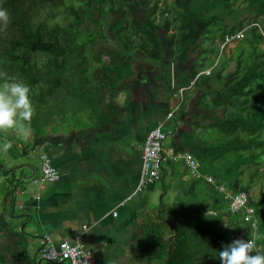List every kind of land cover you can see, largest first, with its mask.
<instances>
[{
	"label": "trees",
	"instance_id": "16d2710c",
	"mask_svg": "<svg viewBox=\"0 0 264 264\" xmlns=\"http://www.w3.org/2000/svg\"><path fill=\"white\" fill-rule=\"evenodd\" d=\"M0 7L9 13L0 35L12 27L20 34L0 55V79L16 76L31 85L35 137L68 112L103 116L121 84L143 72L158 73L171 97L195 81L167 118L177 134L176 151H188L216 185L194 180L204 193L194 204L205 206L203 213L197 208L200 221L180 204L162 214L149 235L164 253L162 264H221L218 251L240 237L254 238L264 251V0H0ZM239 31L244 38L221 51L226 61L209 66L204 43L220 48ZM212 129L222 141L209 142ZM227 154L243 162L227 169ZM225 181L230 192L247 194L255 234L245 211L232 214L216 188ZM255 184L261 187L257 196L250 193Z\"/></svg>",
	"mask_w": 264,
	"mask_h": 264
},
{
	"label": "crops",
	"instance_id": "0c3cea01",
	"mask_svg": "<svg viewBox=\"0 0 264 264\" xmlns=\"http://www.w3.org/2000/svg\"><path fill=\"white\" fill-rule=\"evenodd\" d=\"M150 72L124 81L113 108L99 118L68 112L57 116L40 137L31 132L29 138L17 140L7 133L8 140L15 137L8 157L14 161L6 158V168L0 166V264H68L42 260L38 250L42 241L75 243L77 238L95 264H162L164 253L149 235L168 210L164 199L173 192L195 201L204 193L193 184L187 167L171 159V152L180 147L167 115L179 111L181 97L177 92L171 97L161 76ZM159 126L169 132L161 179L133 196L143 169L145 139ZM36 151L47 154L60 173L59 180L43 190L32 182L41 174L40 162L38 166L33 161ZM176 183L181 187H174ZM158 184L160 197L155 194ZM180 205L199 208L200 213L205 209ZM194 216L201 220L196 212Z\"/></svg>",
	"mask_w": 264,
	"mask_h": 264
},
{
	"label": "built area",
	"instance_id": "2783aa9c",
	"mask_svg": "<svg viewBox=\"0 0 264 264\" xmlns=\"http://www.w3.org/2000/svg\"><path fill=\"white\" fill-rule=\"evenodd\" d=\"M244 35L245 34L243 31H239L238 33L233 35H227L223 43L220 45V50L223 51L226 47L233 46V43L235 41L243 39ZM210 72L211 69L209 68L202 72V74H210ZM194 82L195 81L191 82L189 87H183L182 89H180L178 95L183 97V92L193 87ZM175 84V78L172 76L171 85L173 88L175 87ZM171 115L172 113L168 114L169 117ZM168 137L169 132L165 131L162 126L152 129L147 134L143 146V169L133 196H137L138 194L142 193L148 185L156 183L160 180L162 165L165 160L164 145ZM171 159H182L188 169L189 175L192 178L203 179L210 185H216L213 176L200 172L198 168V162L188 151H172ZM40 160L41 176L40 178L33 179L32 182L35 185H38L40 190H43L46 184L58 181L60 178V173L52 165L51 159L47 154L43 153L40 156ZM216 188L224 193L229 210L232 214H237L240 211H245V220H252V227L253 229H255L253 230V234H255V231L257 230V220L254 217L253 208L248 206L247 194L242 191L232 193L227 190L225 185L216 186ZM34 198L39 199V194H36ZM250 239L254 240V238ZM38 254L42 260H45L47 262H67L68 264H95L91 253L85 248V246L80 242L78 238L76 239L75 243H71L67 240L62 241L59 244L47 243L45 241H42L41 246L38 250Z\"/></svg>",
	"mask_w": 264,
	"mask_h": 264
},
{
	"label": "clouds",
	"instance_id": "9594fccd",
	"mask_svg": "<svg viewBox=\"0 0 264 264\" xmlns=\"http://www.w3.org/2000/svg\"><path fill=\"white\" fill-rule=\"evenodd\" d=\"M8 19L7 9L0 7V22ZM35 111L29 83L16 76L0 79V132L11 130L23 139L29 138ZM11 147L12 141L8 140L0 144V151ZM218 258L221 264H264V251L253 239L235 238L218 251Z\"/></svg>",
	"mask_w": 264,
	"mask_h": 264
},
{
	"label": "rangeland",
	"instance_id": "374dc122",
	"mask_svg": "<svg viewBox=\"0 0 264 264\" xmlns=\"http://www.w3.org/2000/svg\"><path fill=\"white\" fill-rule=\"evenodd\" d=\"M168 1L171 2L172 0H168ZM19 36H20L19 30L16 27H12V28L8 29L5 33H3L2 35H0V55H1L2 51L7 47L9 41L19 39ZM218 44L219 43H214V44L210 45L208 42H205L204 43L205 48L206 49H209V51H207L206 53H207V55L210 56V58L212 60L211 61V64L209 66H211V65L219 62V60H220V63H222V62L226 61V59H227L226 54L225 53H221L220 48L217 47ZM103 45H108V43H103ZM262 47H264V46H262ZM260 49H261V46H260ZM93 50L96 51L97 48L96 49H93ZM194 55H196V54H194ZM0 58H1V56H0ZM193 61L194 60L192 59V62ZM213 61H214V63H213ZM144 64H146V65L147 64L152 65L153 62H151V63L145 62ZM233 66H234V64L232 65V68L230 70H228V71H232L233 70ZM11 132H12V135L17 136V140L23 139V138L19 137L15 132H13V131L10 130L9 133L11 134ZM8 138H9V140H15V137H12V136H9ZM223 138H224V136L220 132H218L217 130H215V129L210 130L209 142H211V143H218V142L222 141ZM6 141H8V139H7V133H2V136H0V144L4 143ZM34 154H35V156H33V158H34L33 161H34L35 165H38L39 166V162H41V160H40L41 154L39 153V151H36ZM12 155L13 154L9 150H7L6 152L0 151V166L1 167L4 166L6 168V161H7L6 158L12 157ZM230 155L227 154V156L224 159V164H225V167H227V169H230V167L232 165H234V163H236V162H239V163L243 162L242 160L232 159ZM227 157L229 159L231 158V160L228 163H225V161L227 160L226 159ZM8 160L10 161V163L14 161L12 158H8ZM260 161H261L260 163L262 165V168L261 169L263 170L264 169V157H261L260 158ZM173 163L176 164V165H178V166H182V167H185L186 168L185 163L183 162L182 159L173 160ZM40 165H41V163H40ZM3 170L4 169H1V173L4 172ZM186 170H187V168H186ZM181 172H183V169H182ZM40 176H41V174H40ZM40 176L38 178H40ZM246 177L248 178V175H246ZM246 177L245 176L242 177V182L243 181L245 182L247 180ZM258 178H260L261 180H263V177L262 176L261 177H258ZM207 184H209V183H207ZM224 185H225V187L227 188L228 191H231L232 190L231 186L229 185V183L227 181L224 182ZM36 186H37L36 188L39 189L38 185H36ZM174 187L180 188L181 185L178 184V183H176V184H174ZM260 188L261 187L259 185L255 184L252 187V189L250 190V193H252L255 196H257ZM159 189H162V185L161 184H158L157 190H155V194L160 197V196H162L161 195L162 192H160ZM175 194L176 193L169 192L168 193V196L164 199V203L165 204H168V210H171V212L173 210H177L176 207L180 203H183V204L189 203L191 205H194L195 204V201H194L193 196H190L188 194L187 195L186 194L185 195H183V194H181V195H175ZM195 212H196V210L194 208L190 210V213L192 215H194ZM240 238H242V237H240Z\"/></svg>",
	"mask_w": 264,
	"mask_h": 264
},
{
	"label": "bare ground",
	"instance_id": "6f19581e",
	"mask_svg": "<svg viewBox=\"0 0 264 264\" xmlns=\"http://www.w3.org/2000/svg\"><path fill=\"white\" fill-rule=\"evenodd\" d=\"M164 148H165V145H164ZM201 172V171H200Z\"/></svg>",
	"mask_w": 264,
	"mask_h": 264
}]
</instances>
